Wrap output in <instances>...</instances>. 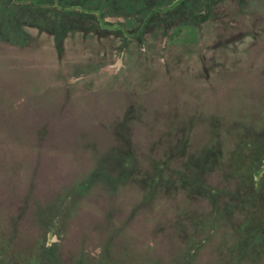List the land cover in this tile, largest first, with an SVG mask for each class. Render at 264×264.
Masks as SVG:
<instances>
[{
  "label": "rangeland",
  "instance_id": "rangeland-1",
  "mask_svg": "<svg viewBox=\"0 0 264 264\" xmlns=\"http://www.w3.org/2000/svg\"><path fill=\"white\" fill-rule=\"evenodd\" d=\"M147 1L151 0L127 4L120 14L136 26L138 18L147 12ZM169 1L152 2L154 6H163ZM204 5L205 0H193L190 4L199 11ZM2 15V34L7 39L10 26L19 24L12 11ZM12 34L14 43L0 35V264L37 262L38 244L33 243L34 236L24 238V235L17 241L12 237L18 231L12 227L16 218L8 208L7 193L24 198L29 192L27 161L31 157L25 156L27 163H24V155L33 153L36 147L25 138L28 123L36 121V125H42L53 120L56 132L60 131V137L67 139L70 149L75 148L78 153L80 163L70 151L62 153L61 158L78 168L76 183H89L92 188V178L82 171L94 166L99 158H107V154L118 155L115 156L118 162L113 161L120 167V179L115 180V185L118 188L124 185L121 193L125 197L122 206L119 203L115 209L121 216L119 222L123 220L126 226L119 229V224L115 225L118 229L115 241L122 247L117 251L119 254L111 251L114 258L109 263L119 264L114 260L119 258L120 264H264V221L258 224L257 235L252 233L251 237L247 228L252 229L249 226L257 220L246 211L252 205L231 203V197L218 203L221 213L222 210L232 213L225 221L228 224L217 228L212 242L193 256L188 246L192 233L209 234L213 231L209 225L213 226L214 218L227 219L223 214L211 212L214 205L207 192L217 189L218 184L220 190L231 196L240 192L238 181L231 182V187L221 184L224 179H213L210 174L223 168L217 161L220 169L215 167L214 160L220 162L229 155L232 133L241 134L252 126L241 125V115L237 117L235 111L225 110L237 108L238 102L246 97L244 94L241 98L235 87L245 89L256 85L258 98L264 96V0H215L211 18L200 26L178 20L166 34L163 27L153 24L144 37L145 47L132 41L120 65L122 37L111 33L69 30L62 35L59 45L55 34L47 29L20 26ZM257 118L258 123L251 131L264 129V120ZM92 133L97 136L94 138ZM178 142L181 146L176 158L170 153ZM130 150L136 161L132 160L130 167H123L122 158ZM50 154L57 152L50 150ZM167 154L174 156L166 166L168 171L191 170L195 168L190 163L193 159H201L207 168L210 163L206 159L213 162L214 170L210 171L211 166L210 170L205 169L207 173L201 181L204 183H200L204 194L192 195L184 190L181 184L185 180L177 176L174 178L179 187L170 192L171 197L166 196L167 190L161 186L170 177L165 175L167 178L157 186L155 174L163 170L160 164L168 161ZM188 154L197 156L191 159ZM13 156L15 163H23V168L18 170L20 187L12 183ZM5 164L9 166L4 169ZM130 171L139 175L134 183L131 178H124ZM104 177L108 182L106 173ZM77 190L81 195L85 189L82 186ZM138 202L150 203L152 208L140 209ZM126 210L129 213L123 212ZM130 212L137 218L135 227L127 223L126 219L132 217ZM194 219L196 223L190 222ZM93 228L104 232L98 225ZM245 229L248 231L244 232ZM97 246L100 244L85 249H91L94 254Z\"/></svg>",
  "mask_w": 264,
  "mask_h": 264
},
{
  "label": "trees",
  "instance_id": "trees-1",
  "mask_svg": "<svg viewBox=\"0 0 264 264\" xmlns=\"http://www.w3.org/2000/svg\"><path fill=\"white\" fill-rule=\"evenodd\" d=\"M139 1L140 0H0V6L2 7L0 8V16H3L2 14L5 11H12L14 16H16L15 21L19 24L17 26H10L8 32L9 37L6 39L2 34L1 23L3 22V18H0V35L8 42L14 43V39L12 40V30L18 31V27L20 26L47 29L55 34V39L58 44L61 41L62 35L69 30L111 33L122 37V45L120 47L118 59V65H120L123 55L132 41L138 42L139 46L142 48L145 47L144 37L153 28V24L163 27L165 34L175 22H178V20L200 26L211 18L212 6L215 3V0H205V8L199 11V9H197L198 7L191 8L190 4L193 0H170L168 4L163 6H154L153 0L147 1L148 7L146 9V14L142 18H138V25L133 26L130 22L128 23V19L126 17L124 18L120 13H122L121 11L125 9L127 4ZM196 1L197 0H194V2ZM78 73L79 72L76 71L75 75ZM257 88L258 86L256 85H250L245 89L238 86L235 87V92L240 93L241 98L244 94H246V97H244L242 102H238L240 106L237 108H225L227 113L228 111L229 113H234L235 111L238 115L237 117L240 115L242 116L239 117L242 118L241 120L243 121L240 123L241 125L242 123L252 126L257 124L259 120L257 116H260V118L264 120V105H262V103H264V96L262 99L258 98ZM227 91L229 92L230 89H227ZM69 97L70 95L67 92L66 104H68V100H70ZM256 100L262 101V103H257L255 102ZM244 113L247 114L245 118H243ZM237 117L233 119L236 120ZM54 123L56 124L54 120L52 123H45L42 125H36V121L28 123V137L25 138L26 140L28 138V141H32V145H35L36 151H34L35 154L33 152L24 155V163L28 162L29 164V179L27 182L29 187L28 194L26 193L24 198H22L18 195L8 196L7 193V198L10 199L8 208L11 213L15 214L16 218L12 227L16 228L18 231L17 236L15 232L12 237L14 241H17L18 238H21V236L24 237V235V238L34 236L33 243L35 242L38 244V246H36V250L38 249V256L35 264H70L71 261H75L76 264H111L108 262V260L114 258L111 251H115V254H119L117 251H120L122 247L121 244H119V247L115 241L118 230L115 225L119 224V229L126 226L123 220L119 222L120 220L118 218L121 216L118 215L119 212L115 209V207L118 208L119 203L121 204V200L125 197L121 193V187H124V185H121L120 188L115 185V180L119 181L117 179H120L118 173L120 167L114 165V162H118L115 160V156L118 155L112 153L107 154V158H99V161L94 166L85 168L86 170L82 171L86 173V177L90 176L92 178V188L88 186L89 183L88 185L76 183L74 179L79 171L78 168H74L73 162L66 159L62 160L61 158L63 155L62 153L65 151H70L75 157H78V153L75 148H72L73 150L70 149L71 145L67 139L60 137L61 132H56L53 126ZM260 124H262V122H260ZM252 126H248L241 134L236 131L232 133L233 145L230 147L231 150L229 155L220 162L216 159L214 160L215 163H221L223 166L218 172L216 170L213 171V162L206 159L208 156H206L205 159L210 163L209 167L211 166V170L201 163V159H193L196 158V154H188V157L193 159L190 163L192 166L194 165L195 168L191 170L184 168L183 170L178 169V171H168L166 167L167 164H169L168 162L174 159V156L177 158V153L180 152L178 150L179 146H181L180 142H178L176 149L170 153L174 156L171 157L169 156L170 154H167L168 161L165 160L164 163L160 164L164 166L163 170L156 171L155 178L157 186L162 184L160 182L162 179L164 180V177H170V179H167V182L161 186L164 190H167V197H171L172 195H170V192H175V189L179 187V183L174 178L177 176H180V179L181 177L184 178L185 182L183 181L184 184H181L184 190H188L192 195L204 194L205 190L200 183H204L201 181H204L207 170L213 171V173L210 174L213 179H224L221 184H226L231 187V182L238 181L240 184V192H235L232 196L229 192L222 189L220 190V184H218L219 186L217 189L213 188L211 191L209 190L207 192V196H210L211 202L214 205V209L211 212L223 214L227 216V219L218 220L214 218L213 226L211 224L209 225V227L213 228V231L209 234L201 235L197 232L191 234L193 239H189L188 246L190 249L189 253L192 256L212 242L217 228L228 224L225 223V221L230 219L229 217H231L230 215L232 213L229 211L224 212L223 210L221 213V208L220 210L218 208V203H222L227 197H231V203L234 201L243 207L249 204L252 205H249L251 208H247L246 213L255 218L258 223L255 221L254 224H251L252 226H249L252 227V229L247 228L249 232H251V237L253 236L252 233L257 235L256 229L258 228V224L264 221V129L262 130V128L259 127L257 131H255V129L251 131L250 128H252ZM21 133L25 136L23 131H21ZM24 136L22 137L24 138ZM92 136L95 138L97 135L92 133ZM19 138L21 139V136H19ZM17 139L18 138L15 140ZM76 143H78V141ZM127 146L128 148L131 147L130 144H127ZM50 150L57 152V155L50 154ZM207 155H209L208 152ZM25 156L31 157L29 161L25 162ZM14 157L15 156H13L12 159ZM12 159L10 161L11 171L13 172L12 183L14 181V185L19 186L22 180L18 170L23 168V163L21 161L15 163L14 159ZM76 160L78 161L77 163H80L79 157L76 158ZM132 160L136 161L133 152L130 150L126 157L122 158L123 167H130ZM98 163L99 165L96 166ZM218 163L215 167L220 169ZM105 165L107 167H104ZM1 166L0 163V169ZM8 166L9 164H5L3 168L5 169ZM205 169L207 170L204 171ZM104 173H106L107 178H109L108 182L105 181ZM151 173L150 171L148 172L149 179ZM127 174L128 176L124 178H131L132 183H134L139 176H135L131 171ZM18 181L19 184H17ZM125 181L126 179H124V184H126ZM5 182L6 180L3 181V183ZM82 186L85 190H83L84 192L80 195L77 189L80 190ZM86 186L88 187L86 188ZM133 186H135V184H131V187ZM157 186L154 192L157 190ZM124 191H128V189L124 188ZM35 193H37V196L34 198ZM137 205H139L140 209L152 208L150 207V203L147 202H138ZM96 212H98V216ZM123 212L129 213L127 210ZM102 213H106L107 216H103ZM130 216L132 217L126 219L127 223L135 227L137 218H133L135 214L131 212ZM196 220L194 219L190 222L196 223ZM97 225L98 228L104 229L103 233H101V230L98 229V231H96L93 228ZM141 229L147 231L145 227H141ZM247 229H245L244 232H246ZM108 233L111 235L108 236ZM104 240H106V242H104ZM71 243H73V248H71ZM97 244H100V247L97 246V251L92 254L90 250L95 248L93 246ZM89 245H91L92 248L86 250L85 248L89 247ZM123 245L125 246V244ZM190 259L193 260L191 257ZM114 260L120 264L118 261L119 258H115Z\"/></svg>",
  "mask_w": 264,
  "mask_h": 264
}]
</instances>
